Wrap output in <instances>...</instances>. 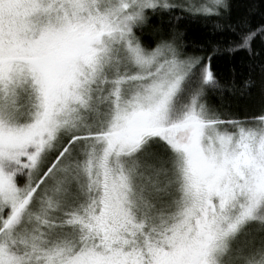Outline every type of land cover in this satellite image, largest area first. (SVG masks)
I'll return each instance as SVG.
<instances>
[{
    "label": "snow or ice",
    "instance_id": "1",
    "mask_svg": "<svg viewBox=\"0 0 264 264\" xmlns=\"http://www.w3.org/2000/svg\"><path fill=\"white\" fill-rule=\"evenodd\" d=\"M190 17L204 55L163 31ZM0 264H264V0H0Z\"/></svg>",
    "mask_w": 264,
    "mask_h": 264
},
{
    "label": "trees",
    "instance_id": "2",
    "mask_svg": "<svg viewBox=\"0 0 264 264\" xmlns=\"http://www.w3.org/2000/svg\"><path fill=\"white\" fill-rule=\"evenodd\" d=\"M259 2V0H257ZM243 9L237 6L236 15L239 16ZM178 15L180 13H177ZM261 16L257 15L253 23H259ZM166 22V21H165ZM173 29L163 28L165 33L174 31L178 36V42L187 45L188 54L204 55L202 49L209 47V38L215 35L213 31L214 22H206L202 19L187 18L182 21H173ZM162 27L159 17L153 18L144 29L142 36L145 42H154L157 39V31ZM221 44L224 38L216 36ZM215 43V41H213ZM226 46V45H225ZM256 48L261 49V41L257 40ZM248 60L246 54L240 52L234 56L221 55L213 60V70L217 79L221 81V89L213 94V103L228 111L246 110L250 105L259 101L258 77L252 76L247 70ZM249 79L256 80V86L246 83Z\"/></svg>",
    "mask_w": 264,
    "mask_h": 264
}]
</instances>
